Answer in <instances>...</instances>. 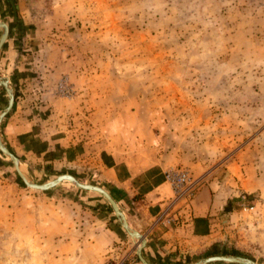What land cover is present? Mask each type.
<instances>
[{
	"label": "rangeland",
	"instance_id": "rangeland-1",
	"mask_svg": "<svg viewBox=\"0 0 264 264\" xmlns=\"http://www.w3.org/2000/svg\"><path fill=\"white\" fill-rule=\"evenodd\" d=\"M0 20V264H142L98 191L29 187L13 161L32 182L81 172L123 200L107 168L135 174L167 154L172 196L156 222L173 230L145 259L264 264V101L251 98L264 0H0ZM215 181L237 209L195 225L191 201Z\"/></svg>",
	"mask_w": 264,
	"mask_h": 264
},
{
	"label": "crops",
	"instance_id": "crops-1",
	"mask_svg": "<svg viewBox=\"0 0 264 264\" xmlns=\"http://www.w3.org/2000/svg\"><path fill=\"white\" fill-rule=\"evenodd\" d=\"M255 83L257 84L253 86L254 93L251 98L253 101H264V78L263 80H256ZM263 105L264 104H262V106ZM261 109L263 108L261 107ZM23 124L28 125V123ZM12 125H14V123ZM24 125L22 126L24 127ZM17 127L18 126L15 128ZM171 161L172 157L169 154H167L164 158L159 155L156 157V162L153 164L148 162L142 166V170L136 172L135 174H132L130 173L131 171H129V174L120 175L117 174V171L115 172L112 167L107 168L110 178L120 187V192L122 191L121 188L125 191V194L119 192L124 201L117 198V193H114L116 191H110L111 195L117 201L120 208L125 212L130 225L145 236V245L152 241L159 246V248H164L165 244L168 242L166 240L171 237L168 234H171L173 226H162L161 223L156 222L158 213L165 205H167L170 201V197L172 196L171 185L165 174L167 169L166 164ZM99 162L105 165L107 160H99ZM219 168L220 167H218V169ZM222 170L223 171L220 173H217L216 178L225 177V174H223L225 170ZM226 171L227 172L225 173L228 175L229 171ZM222 178L221 180H223ZM222 182L223 181H215L214 188L210 183L204 185L200 188V190H198L194 199L191 201L193 216L192 223L195 225H197V223L202 224V222H206V218H211L212 215L220 210H225L230 213L237 209L236 204H238L239 201L238 193H231V190L233 191L234 189L225 188L224 183ZM240 185H242V182ZM251 185L252 186L249 185V188L251 189L246 191L247 193H252L254 190H257L254 183ZM123 205L127 209H125ZM127 211L129 213L132 211L133 213L129 214ZM131 219L134 222L131 221ZM146 223L147 225L149 224L147 229H150V233L146 232L143 227H141L142 224ZM138 226H140L141 229H139Z\"/></svg>",
	"mask_w": 264,
	"mask_h": 264
},
{
	"label": "water",
	"instance_id": "water-1",
	"mask_svg": "<svg viewBox=\"0 0 264 264\" xmlns=\"http://www.w3.org/2000/svg\"><path fill=\"white\" fill-rule=\"evenodd\" d=\"M1 25L3 26V33L0 36V49L2 45L4 44V42L6 41L8 33H9V25L4 21L1 22ZM11 101H12V98H11ZM1 116H3V113L1 114ZM0 151L3 154L9 155V151L7 147L4 145L1 138H0ZM82 175L84 176V174ZM20 178L24 181V183L27 186L32 187V188L46 189V188H49L51 186L58 184L59 182L63 180H68V181L71 180V181H74L78 186H81L84 188H90V189L98 191L108 201L109 205L111 206V209L113 210L114 214L120 220V223L123 226V228L129 233V235L138 239V245H137V250H136L138 259L141 261L142 264H151L145 259L142 253V249L145 245V238L140 233V231H138L137 229H135L128 223L127 217L124 211L120 208L117 201L114 199L111 193L103 185H98V183L93 184V183H87V181H82L81 172L58 173L56 174L54 178H51L50 180H47L42 183L32 182L30 184L24 177L20 176ZM217 261L237 262V263H242V264H259L249 258H243V257H238V256H232V255H222V254H214V255L207 256L203 258L202 260L196 261L193 264H207V263L217 262Z\"/></svg>",
	"mask_w": 264,
	"mask_h": 264
},
{
	"label": "bare ground",
	"instance_id": "bare-ground-1",
	"mask_svg": "<svg viewBox=\"0 0 264 264\" xmlns=\"http://www.w3.org/2000/svg\"><path fill=\"white\" fill-rule=\"evenodd\" d=\"M1 22H2V21L0 20V28L2 29V31H1V34H2V32H3V26L1 25ZM2 113H3V115H4V111H3ZM1 119H2V116H1ZM13 164H14V167H15V169H16L18 175L24 177V178L28 181V183L31 184L32 181H31V180L25 175V173L23 172V170H22L20 164H18V163L15 162V161H13ZM70 181H71V180H70ZM72 182H74V181H72ZM85 189L92 190V189H90V188H85ZM133 238H135V237H133Z\"/></svg>",
	"mask_w": 264,
	"mask_h": 264
}]
</instances>
